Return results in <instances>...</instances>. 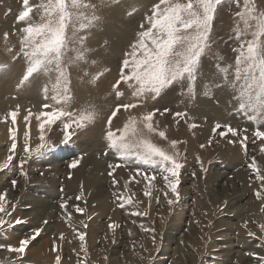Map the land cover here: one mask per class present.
I'll use <instances>...</instances> for the list:
<instances>
[{
    "label": "rangeland",
    "instance_id": "1",
    "mask_svg": "<svg viewBox=\"0 0 264 264\" xmlns=\"http://www.w3.org/2000/svg\"><path fill=\"white\" fill-rule=\"evenodd\" d=\"M40 3L29 0L30 6ZM85 3L91 7L72 11L96 19L83 31L78 22L69 24L63 67L70 99L57 104L48 93L56 86V71L34 74L21 83L28 67L21 50L26 24L17 22L23 0H0V89L6 91L0 96L6 106L0 111V194L6 193L0 213V264H57V257L59 264H264V181L257 179L264 176V140L255 136L256 130L264 131V118L239 111L233 89L214 84L222 80L216 75L217 61L234 65L241 5L222 0L216 7L210 47L193 87L174 84L153 98L151 93L133 96L127 83L118 89L113 85L120 79L125 54L138 40L140 25L147 27L146 17L159 0ZM254 5L264 13V0H254ZM41 14L42 9L33 7L31 23H41ZM80 36L86 37L83 59L76 58ZM24 88L35 92L26 100L18 98ZM116 91L123 95L117 97ZM124 104L136 106L116 111ZM222 107L229 117L221 116ZM57 109L72 115L53 123L41 115ZM13 111L15 123L9 115ZM88 112L94 113L93 119L77 127L73 120ZM150 112H155L157 131L148 136L176 154L181 165L176 177L109 146V130L119 137L117 130L133 119L142 125ZM65 123L71 127L65 129ZM217 125H231L238 135L221 137L219 130L214 132ZM66 133L71 136L68 143L63 142ZM172 141H179L175 149ZM41 143L45 148L37 152ZM73 160L78 161L76 168H70ZM36 229H42L40 235L23 253L8 250Z\"/></svg>",
    "mask_w": 264,
    "mask_h": 264
},
{
    "label": "snow or ice",
    "instance_id": "2",
    "mask_svg": "<svg viewBox=\"0 0 264 264\" xmlns=\"http://www.w3.org/2000/svg\"><path fill=\"white\" fill-rule=\"evenodd\" d=\"M222 0H159V3L153 6L150 16L146 17L147 27L140 25L141 31L138 33V40L131 46V51L127 52L126 58L122 61L120 79L113 85L118 89L121 82L127 83L133 89V96L139 97L146 93L153 94V98L159 96L166 88L174 84H185L191 89L195 84L197 75L200 71L202 57L209 50V34L211 21L214 19L216 7ZM242 10L237 12L239 18L235 38L239 41L237 55L234 59V65L223 66L219 61L215 64L216 75L222 77V80L215 82V87L230 86L233 89V100L236 101L237 109L241 112H247L259 118H264V13H259L255 9L254 0H237ZM33 7L42 9L41 23H31V13ZM91 7L85 3V0H41L39 5L30 6L29 0H23L24 10L18 14L17 22H24L25 27L21 31L25 34L22 40V52L28 60V67L22 78L21 83L29 81L34 74L40 72L56 71L57 80L55 94L51 97L57 104L70 99L67 95L66 73L63 67V57L68 48L67 29L69 24L78 22V30L83 31L91 26L96 19L88 17L80 10ZM131 14V13H130ZM75 18V19H74ZM242 24L243 27H239ZM75 35V33H74ZM7 37V33L5 34ZM86 37H79L80 49L77 50V59H83L86 49L84 41ZM63 87L61 88V84ZM47 98V88H45ZM123 93L116 91V96L120 97ZM134 104H124L117 106L116 111L122 107L124 109L135 107ZM43 107L48 108L45 104ZM116 111L112 116L116 115ZM167 111V109H165ZM12 122H16L17 111L9 113ZM47 117L49 123L55 122L64 116H71V113L64 110H54L51 113H42ZM155 112H150L143 116L142 125H138L133 119L130 120L120 131L119 137L116 133L109 130L106 138L109 146L121 153V156L135 154L138 161L145 165H160L165 172H169L171 177L178 175L181 165L176 160V154L169 152L151 142L148 134L154 133L157 129L153 125ZM176 116H182V113H175ZM94 117L93 112L80 116L73 120L77 127H84L85 122H90ZM27 119V117L25 118ZM111 117L108 124L111 126ZM70 124L65 123L64 128L69 129ZM192 127H196L195 124ZM43 131L44 125H40ZM219 130L221 137L231 133L237 136L238 131L231 125H217L214 132ZM161 138H166L164 131H159ZM255 136L264 140V131L256 130ZM43 142V135L40 137ZM71 139L70 134L66 133L64 143ZM246 140L247 137H244ZM13 140L15 137L13 136ZM179 141H172L171 146L175 149ZM229 143H235L230 140ZM16 144H12L15 149ZM203 148L204 145H201ZM45 148L41 143L36 149L40 152ZM29 152L28 146L24 148ZM11 162L13 157L8 156ZM24 161H21V165ZM77 160H73L70 168H76ZM119 166V165H117ZM254 166V165H253ZM110 167H112L110 165ZM257 173L259 170H256ZM109 175H112L110 172ZM155 176L153 175L152 179ZM145 179H148L145 176ZM165 181L169 177L164 176ZM257 179L264 181V176L257 175ZM13 186L15 181L12 182ZM116 183V181H114ZM171 190L176 192V184H171ZM5 194H0V213L5 211L3 201ZM259 198L261 192L257 191ZM80 197H77L79 200ZM171 204L172 201H169ZM62 208L65 205H61ZM77 212L83 209L76 207ZM4 223L0 220V225ZM16 223H20L19 220ZM46 224L47 221H44ZM110 227H112L110 225ZM42 229H36L34 234L28 239H23L19 247L8 248L9 251L23 253L31 240H35ZM63 236H61V239ZM79 239L83 242L84 235ZM59 264V257H57Z\"/></svg>",
    "mask_w": 264,
    "mask_h": 264
},
{
    "label": "bare ground",
    "instance_id": "3",
    "mask_svg": "<svg viewBox=\"0 0 264 264\" xmlns=\"http://www.w3.org/2000/svg\"><path fill=\"white\" fill-rule=\"evenodd\" d=\"M55 88H56V86H52L51 88H49V89H48V93L55 94ZM61 88H62V86H61ZM2 90H3V89L1 88V89H0V96H1V97H3L4 93H6V91L3 90V92H2ZM18 92H21V91H18ZM29 92H30V93H35L34 90H33L32 88L29 89V90H28L27 88H24V91H23L24 94H22L23 96H18V93H17V96H18L19 99L26 100V99H28V98L31 96V94H30ZM27 94H28V95H27ZM1 97H0V98H1ZM33 97H35V96H33ZM34 99H35V98H34ZM5 108H6L5 104H2V103H1V104H0V111H2V110L5 109ZM218 112H219V111H218ZM220 112H221V113H220L221 116L223 115V117H226V118L229 117V115H228L229 113H228L223 107L220 108ZM230 118H231V117H230ZM230 118H229V119H230ZM3 139H4V133H0V140H3ZM40 244H41V243H40ZM37 249H38V248H37ZM39 249H40V248H39ZM43 250H44V249H43ZM33 251H34V252H33ZM33 251H32V256H33V257H36V255H35V251H36V250L33 249ZM37 252H38V251H37ZM38 253H39V252H38ZM32 256H31V257H32Z\"/></svg>",
    "mask_w": 264,
    "mask_h": 264
}]
</instances>
